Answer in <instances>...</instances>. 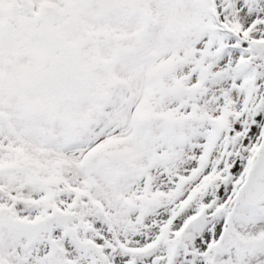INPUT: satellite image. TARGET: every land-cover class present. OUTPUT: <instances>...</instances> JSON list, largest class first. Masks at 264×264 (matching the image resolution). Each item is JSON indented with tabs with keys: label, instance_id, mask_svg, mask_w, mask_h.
<instances>
[{
	"label": "snow or ice",
	"instance_id": "6c2138e0",
	"mask_svg": "<svg viewBox=\"0 0 264 264\" xmlns=\"http://www.w3.org/2000/svg\"><path fill=\"white\" fill-rule=\"evenodd\" d=\"M0 264H264V0H0Z\"/></svg>",
	"mask_w": 264,
	"mask_h": 264
}]
</instances>
